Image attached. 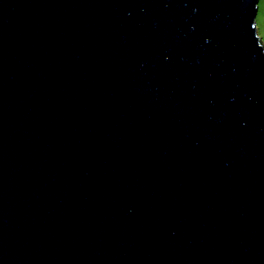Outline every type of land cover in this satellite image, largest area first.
<instances>
[{
	"label": "water",
	"instance_id": "1",
	"mask_svg": "<svg viewBox=\"0 0 264 264\" xmlns=\"http://www.w3.org/2000/svg\"><path fill=\"white\" fill-rule=\"evenodd\" d=\"M260 0H0V264H264Z\"/></svg>",
	"mask_w": 264,
	"mask_h": 264
},
{
	"label": "rangeland",
	"instance_id": "2",
	"mask_svg": "<svg viewBox=\"0 0 264 264\" xmlns=\"http://www.w3.org/2000/svg\"><path fill=\"white\" fill-rule=\"evenodd\" d=\"M258 33L264 43V0L259 1V11L257 15Z\"/></svg>",
	"mask_w": 264,
	"mask_h": 264
}]
</instances>
